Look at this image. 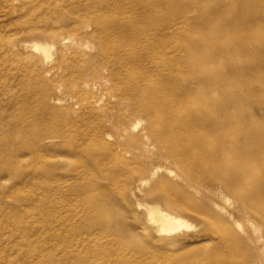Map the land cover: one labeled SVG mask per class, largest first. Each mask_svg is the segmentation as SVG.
Here are the masks:
<instances>
[{"label":"rangeland","instance_id":"374dc122","mask_svg":"<svg viewBox=\"0 0 264 264\" xmlns=\"http://www.w3.org/2000/svg\"><path fill=\"white\" fill-rule=\"evenodd\" d=\"M124 1L0 0V264H178L179 260L182 264H209L210 259L225 253L207 248L219 237L214 226L189 217L192 228L185 232L196 236L186 242L169 243L170 237L155 230L145 215L148 202L138 204L132 190L124 199L122 188L130 179L119 169L124 155L105 156L110 143L116 145L115 138H95L90 143L99 113H92L84 104L86 96L80 86L69 81L58 86L62 72L55 56L48 65L54 68L44 73L39 52L30 44L39 32L49 36L76 33L82 37L87 29L93 31L98 26L83 27L81 22L89 17L102 20L98 30L104 32L113 18L131 15ZM261 1L241 4L239 0H174L170 8L164 0L152 1L156 9L167 14H176L179 5L196 4L179 18L186 19L187 24V33L182 36L189 35L193 48L203 49L220 67L229 101L223 117L238 136L245 125L248 133L254 131L243 118L251 120L256 100H264L263 41L257 37L264 35V19L254 21L255 4ZM201 13L213 17L209 25L196 21ZM142 21L150 26L163 25L156 17ZM60 48L68 50L66 46ZM109 50L112 58L122 60L114 47ZM109 67L118 73L124 69L119 63ZM43 87L48 93L55 92L61 101L55 103L43 97ZM106 91L102 88V92H96ZM234 95L239 99L233 105L230 96ZM261 115L264 117V111ZM69 129L75 133L71 139L65 137L45 145L47 135ZM71 144L78 147L77 154L64 149ZM58 154L68 157L69 162L58 163L54 158ZM47 157L57 162L49 173L41 162ZM13 158L18 159L19 166L10 173L5 167ZM98 163L104 164L102 170L97 168ZM118 203L127 214L118 213L114 207ZM102 209L111 210L109 218ZM126 222L134 234L149 242L147 251L125 241ZM161 251L167 252L170 259L158 255L159 261L152 262L150 256Z\"/></svg>","mask_w":264,"mask_h":264},{"label":"bare ground","instance_id":"6f19581e","mask_svg":"<svg viewBox=\"0 0 264 264\" xmlns=\"http://www.w3.org/2000/svg\"><path fill=\"white\" fill-rule=\"evenodd\" d=\"M152 1H124L131 15L113 18L104 32L98 30L103 21L89 17L81 22L83 27L98 26L93 31L87 29L82 37L76 33L49 36L36 32L30 44L39 52L44 73L54 68L48 65L55 56L62 72L57 85L62 87L69 81L80 86L86 96L84 104L92 113H99L90 143L95 138L99 141L115 138L116 145L110 143L105 156L124 155L119 169L130 178L122 188L124 199L132 190L138 204L142 200L148 202L145 215L155 230L170 237L167 242H186L195 237L196 234L185 232L192 225L189 217H193L214 226L219 234L207 248L225 251L210 259L209 264H264V117L261 115L264 100H256L251 120L243 118L246 124L253 125L254 131L248 133L245 125L242 135L232 133L233 125H228L223 117L229 101L220 67L203 49L193 48L189 35L182 36L187 33V24L186 19L179 18L196 4L179 5L176 14H167L156 9ZM248 2L239 0L241 4ZM164 3L170 8L174 0ZM113 7L116 9L118 5ZM262 12L264 0L255 4L254 21H263ZM152 17L160 19L163 25L143 23L142 20ZM212 18L203 13L195 17L205 25ZM257 37L263 41L260 52H264V35ZM62 46L69 51H63ZM110 47L117 50L122 60L112 58ZM116 63L124 67L123 72L109 67ZM102 88L107 91L96 92H102ZM47 90L43 87V97L55 103L61 101L55 92ZM238 99V95L230 96L233 105ZM72 130L47 135L45 145L65 137L71 139L75 135ZM64 149L73 154L78 152L76 144ZM54 158L58 163L70 160L61 154ZM10 160L5 169L14 173L19 161ZM41 162L46 173L57 163L49 157ZM96 166L104 168L103 163ZM114 207L119 214H127V209L119 203ZM101 211L108 218L112 213L108 209ZM125 225L128 231L125 241L147 251L149 242L134 234L128 222ZM154 254L150 256L152 262L159 261L158 255L166 261L170 259L165 251ZM182 262L179 260L178 264Z\"/></svg>","mask_w":264,"mask_h":264}]
</instances>
